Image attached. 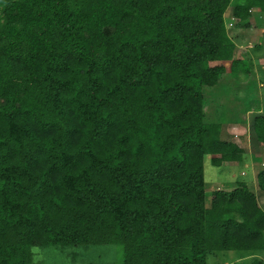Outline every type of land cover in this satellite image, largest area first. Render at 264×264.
Instances as JSON below:
<instances>
[{
  "label": "trees",
  "instance_id": "1",
  "mask_svg": "<svg viewBox=\"0 0 264 264\" xmlns=\"http://www.w3.org/2000/svg\"><path fill=\"white\" fill-rule=\"evenodd\" d=\"M232 1L0 0V264L32 244H111L122 264L264 252L243 181L205 203L204 157L245 153L205 122L204 89L243 68L224 15L264 13ZM252 130L264 146L263 115Z\"/></svg>",
  "mask_w": 264,
  "mask_h": 264
},
{
  "label": "rangeland",
  "instance_id": "2",
  "mask_svg": "<svg viewBox=\"0 0 264 264\" xmlns=\"http://www.w3.org/2000/svg\"><path fill=\"white\" fill-rule=\"evenodd\" d=\"M237 0L232 1V5ZM228 37L235 44L234 57L243 63L236 75H223L216 87L204 89L205 122L219 123L220 138L235 143L244 153L242 163H223L214 167L204 157L206 206L212 194L231 191L237 181H243L264 210V192L259 190L256 177L264 170V146L252 130L256 117L264 116V13L251 11L248 26L243 27L232 18L230 10L224 15ZM28 264H122V255L115 245L58 246L32 244ZM240 254L236 251L218 252L207 257V264L232 262ZM264 258V252L258 253ZM219 260V262H218ZM243 261L240 264H249Z\"/></svg>",
  "mask_w": 264,
  "mask_h": 264
},
{
  "label": "crops",
  "instance_id": "3",
  "mask_svg": "<svg viewBox=\"0 0 264 264\" xmlns=\"http://www.w3.org/2000/svg\"><path fill=\"white\" fill-rule=\"evenodd\" d=\"M239 253H244V254H240L232 262H224L222 264H240L243 261H249V260H250V263L249 264H251V262H252L253 259H259L264 264V258L258 256V253H260V252H239ZM218 262H219V260H218Z\"/></svg>",
  "mask_w": 264,
  "mask_h": 264
}]
</instances>
